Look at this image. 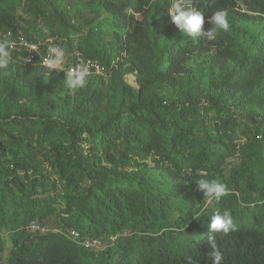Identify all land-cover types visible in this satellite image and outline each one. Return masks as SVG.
<instances>
[{
	"label": "trees",
	"instance_id": "trees-1",
	"mask_svg": "<svg viewBox=\"0 0 264 264\" xmlns=\"http://www.w3.org/2000/svg\"><path fill=\"white\" fill-rule=\"evenodd\" d=\"M172 3L0 0V35L53 38L107 73L70 101L64 72L16 53L0 68V264H211L210 235L221 264H264V0H189L204 30L227 12L214 40L182 33ZM225 210L226 235L208 226Z\"/></svg>",
	"mask_w": 264,
	"mask_h": 264
},
{
	"label": "clouds",
	"instance_id": "clouds-1",
	"mask_svg": "<svg viewBox=\"0 0 264 264\" xmlns=\"http://www.w3.org/2000/svg\"><path fill=\"white\" fill-rule=\"evenodd\" d=\"M168 14L171 16V19L177 28L190 38L202 36L208 40H214L220 32H228L230 30L227 12L224 10L214 12L208 18V23L211 27L208 30H204L203 25L205 23V16L199 10L191 7L189 0H173L171 7L168 8ZM15 47L16 42L14 40L7 37L0 38V68H7L12 62V51ZM25 47L30 48L33 52L37 51V45L35 44H26ZM65 60V49L50 43L47 48V55L42 61V66L50 71H63L66 76V85L71 91L85 87L89 74L88 66L81 62L74 67L65 69ZM30 61L31 57L25 58V63ZM196 185L198 190L204 191L205 197L209 200H219L228 192L226 186L216 180L210 181L207 179H200ZM208 226L210 230L225 235L230 231H236V225L233 221L231 212L228 210H225L222 215L219 213L213 214ZM207 243L211 249V252L209 253L211 264H221L223 253L218 247L214 236L210 235ZM185 259L187 264H197V261L191 256H185Z\"/></svg>",
	"mask_w": 264,
	"mask_h": 264
},
{
	"label": "built area",
	"instance_id": "built-area-1",
	"mask_svg": "<svg viewBox=\"0 0 264 264\" xmlns=\"http://www.w3.org/2000/svg\"><path fill=\"white\" fill-rule=\"evenodd\" d=\"M9 38L12 39L16 42V47L15 49L12 51V53H16V55L19 56V59H21L22 61L25 62V58L26 57H31V61L28 62V64H39L42 65V61L44 59V57L47 55V48L49 46V44H53V45H57L54 42L53 38H47L45 40H28L27 38H25V36L19 32V34L17 36H13L11 34H3L0 35V38ZM32 45L35 44L37 45V51L33 52L30 50V48L25 47V45ZM38 53V54H37ZM85 63L88 68H89V74L88 77H94V76H106L107 73L102 65V63L97 60V59H91V58H84L82 55H80L79 53H76L71 60L69 61V63L66 64L65 62V69L71 68L76 66L79 63ZM59 72H63V71H59ZM87 77V78H88ZM34 228H38L35 224L33 225ZM71 236L78 239V237L80 236L79 232L77 230H72L70 232ZM117 238V236H111L110 239V243H112L113 241H115ZM107 241L102 239V238H98V237H88L82 240V244L90 249H94L97 251H101L103 249L106 248L107 246Z\"/></svg>",
	"mask_w": 264,
	"mask_h": 264
},
{
	"label": "rangeland",
	"instance_id": "rangeland-1",
	"mask_svg": "<svg viewBox=\"0 0 264 264\" xmlns=\"http://www.w3.org/2000/svg\"><path fill=\"white\" fill-rule=\"evenodd\" d=\"M46 30H48V27H44V28H41V32L38 34L39 36H41V37H43L45 34H43ZM60 47H64L62 44L61 45H59ZM64 49V48H63ZM65 51H66V60H65V62H66V64L67 63H69V61L71 60V58H72V53L70 52V51H68V50H66L65 49ZM192 64H194V63H192ZM210 73V71H209V69H206L205 71H204V79L207 77V75ZM37 75V74H36ZM35 75V76H36ZM92 78H87V81H86V85H85V87L88 85V83H90L91 81H93V80H91ZM125 80L127 81V83H129L130 85H132L133 87H135V88H137L138 87V84H137V78H136V75H135V73H127L126 75H125ZM53 86L54 87H56L57 89H60L61 90V93L63 94V95H69V97H70V101H72V99H71V97L73 96L74 97V95H75V93L77 94V93H79L82 89H84L85 87H83V88H79V89H77V90H75V91H71V90H69L68 89V87H67V85H66V78L65 79H60V81H57V82H55V83H53ZM54 226H56V222L54 221V222H52V221H50V224H47L46 225V227L45 228H52V227H54Z\"/></svg>",
	"mask_w": 264,
	"mask_h": 264
}]
</instances>
